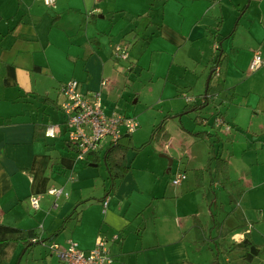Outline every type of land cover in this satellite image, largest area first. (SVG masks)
<instances>
[{
	"label": "crops",
	"instance_id": "obj_1",
	"mask_svg": "<svg viewBox=\"0 0 264 264\" xmlns=\"http://www.w3.org/2000/svg\"><path fill=\"white\" fill-rule=\"evenodd\" d=\"M118 44L128 47V59L112 56ZM255 53L264 58V0H55L52 5L0 0V223L36 229L44 237L59 230L45 243L71 239L82 249L93 247L99 236L116 235L109 243L111 264H214L219 241L231 234L225 254L236 264H264V64L249 71ZM213 65L219 74L212 75L211 84L222 79L223 90L209 101L214 103L211 120L196 117L203 126L196 131L213 133L218 115L229 126L228 131L216 128L224 140L221 148L229 152L224 158L219 149L221 173L204 172L201 185L196 187L194 179L188 191L203 188L208 172L213 189L219 179L237 181L239 187L234 184L233 192L229 186L228 194L231 203L240 201L241 212L227 208L226 219L216 214L219 226L207 227L199 211L166 209L169 199L190 192H157L155 183L146 190L132 167L109 190L98 171L89 169L98 166L95 155L74 160L66 144L60 154L58 137H44L48 123L62 121L59 86L69 79L78 80L83 92L112 95L122 87L118 74L141 76L145 70L157 102H176L168 109L170 117L205 101L204 77ZM202 139L209 144L217 137ZM203 167L183 171L188 176L191 169L193 176ZM91 180L103 195H90ZM52 188H62L67 196L48 194ZM31 196H40L36 209ZM77 202L78 214L64 222ZM195 219L206 231L203 240L196 239ZM242 239L251 243L249 249L255 247V255L233 249Z\"/></svg>",
	"mask_w": 264,
	"mask_h": 264
},
{
	"label": "rangeland",
	"instance_id": "obj_2",
	"mask_svg": "<svg viewBox=\"0 0 264 264\" xmlns=\"http://www.w3.org/2000/svg\"><path fill=\"white\" fill-rule=\"evenodd\" d=\"M144 71L142 70L141 76L133 72L131 74L129 71L125 74H118L120 85L124 91L122 93V87L117 88L112 95H107V90L103 91V94L100 95L103 110L105 113L111 114L113 108H115V112L125 113L127 116H134L138 121V127L132 133V141L127 152V160L132 167L131 172L138 178V184L142 182L146 190H148L155 183L157 192L158 190H165L166 194L168 193L170 195L176 189L190 192L188 190L192 188L194 181L191 169L187 172V179L180 185H173L172 180L176 172L179 170L183 171V168H186V166L200 167L204 164L206 165L208 142L196 134L198 133L196 130L202 129L203 126H199L200 124H197L195 119L197 116L202 115L211 120L212 115L210 114L214 109V103L210 102L198 109L192 111L187 110L188 112L185 111L184 114L179 115L176 113V116L171 115L165 118L168 115V109L171 105L174 108L177 104L175 101L159 104L157 102L158 93L154 91L151 94L148 90L149 74ZM209 74L210 72L207 69L206 76L204 77L205 82ZM193 92L195 93L196 91ZM64 139V136H59L55 141L56 148L63 155V151L66 148ZM223 143L224 141H220V150L222 149ZM228 152L222 149L221 154L224 158H227ZM263 158L264 156L260 160V163H262ZM169 160L172 161L171 165H169ZM78 165L83 166L82 163H78ZM97 165V168L89 169L98 171V179L104 182L107 188L109 182L108 179L106 180L107 173L103 161L101 160ZM214 165L215 163L213 162L209 170V172H212L211 176L215 173ZM252 168L254 169V166ZM250 169L247 168V171ZM208 173V181L205 180L203 188L195 192L183 194L178 199H169L171 202H169L170 204L166 202L165 208H178L179 211H199L203 215L205 223L207 224L206 226H209L211 229L214 223L217 226L220 224L219 219H214L216 218V214L226 219L223 214H226L227 208L229 210L232 208L238 211V213L241 212V209L239 206H236L240 201L236 200L234 203H231L229 199L231 196L228 194V189L231 185L232 191H235L234 184L237 185V181L230 180L232 183H228L227 180L223 181L219 179L216 188L213 189L209 183L210 178ZM92 182L93 180L88 182L90 195H103V189L100 188V185L94 186ZM237 187L239 186L237 185ZM147 211L150 210L148 209ZM210 212L213 213V218ZM228 226L229 223L227 222L226 228ZM62 233L66 235L67 231H62ZM231 236L229 234L227 238H222L219 241V263L221 264H236L235 262H237L235 257L225 254L230 251V245L228 244ZM48 246V243H39L23 252V246L19 243L9 256L8 264H49V259L51 258L49 256ZM211 248H214V245ZM226 257L229 259L226 260ZM204 264L208 263L204 262ZM238 264L244 263L240 262Z\"/></svg>",
	"mask_w": 264,
	"mask_h": 264
},
{
	"label": "built area",
	"instance_id": "obj_3",
	"mask_svg": "<svg viewBox=\"0 0 264 264\" xmlns=\"http://www.w3.org/2000/svg\"><path fill=\"white\" fill-rule=\"evenodd\" d=\"M47 5H52L55 0H42ZM112 56L116 59H128V47L115 45ZM264 64V58L255 53L250 60L248 69L256 71ZM214 73L219 74V67H215ZM106 81L103 80L102 84ZM99 91H86L80 89V83L76 79H69L59 86L58 108L62 115L59 123H48L44 128L45 138H57L65 135V144L71 149L74 160L85 161L93 154H99L103 148L115 146L123 135L132 134L138 127V121L134 116H127L113 111L105 113L100 101ZM206 96V95H205ZM204 101V96H203ZM188 102H195L194 98H187ZM214 124L229 130V126L218 115L214 117ZM187 175L184 171H177L172 184L180 185ZM48 194L58 197L67 196L62 188L49 189ZM40 196L29 197V203L33 209L38 208ZM107 202L103 201V207ZM117 239L116 235L110 238L99 236L93 247L82 249L77 243L68 240L65 244L55 242L48 243L50 264H111L112 256L109 243ZM35 241V239H31Z\"/></svg>",
	"mask_w": 264,
	"mask_h": 264
},
{
	"label": "trees",
	"instance_id": "obj_4",
	"mask_svg": "<svg viewBox=\"0 0 264 264\" xmlns=\"http://www.w3.org/2000/svg\"><path fill=\"white\" fill-rule=\"evenodd\" d=\"M212 68H214L215 70V65H213ZM214 70L210 76V80L208 82L206 92L204 93V95H206L205 101L202 104H200V106L198 107L205 106L206 104H208L210 99H212L213 93H219L223 90L224 81L222 79L221 80L218 79L216 80L214 84H211V77L212 75L215 76ZM198 107L195 106L196 109ZM167 117L168 115L165 116V118ZM199 123L203 124V122L201 121ZM217 127L218 126H216V128ZM216 128H215V131H213V133L211 132L209 133L205 131L196 133L200 138H205L206 136L208 138L215 137V136L217 137V139H213L208 144L209 156L207 158L205 167L200 168V169H194L192 171L195 182H196L195 184L196 187H199L201 185L202 178L204 175L203 173L206 171H209V169L211 168V163L213 162L215 163L214 165L215 172L217 173L222 172L224 160L219 155V145L221 146L220 141H224V140L220 138L218 133H216L217 131ZM160 129H161V126H160ZM130 143H131V136L125 135L119 140V142L115 146H112L111 148H109L108 151L104 153L102 157H100L98 153L93 154L95 155L94 156L95 158L92 161H97V162H100L101 160L103 161V164L107 171L108 179L110 182L108 186L109 190L114 189L116 182L119 181L121 178H123L131 169V166L127 162V152L129 150ZM86 164H88V161H86ZM79 204L80 202L75 203V205L73 206V209L71 210V213L65 217L64 222L72 218L73 215L78 214L77 207ZM194 231H195L197 240L205 239L206 231L204 230L201 222L197 219H195L194 221ZM58 232L59 230L53 232L47 237L46 236L44 237L42 236V233L40 231H37L36 229H21V228L4 225L0 223V264H8L9 256L12 254L13 250L19 243L22 244L23 252H25L32 246H35L41 242L51 240L52 237L58 234ZM31 239H35V241H31ZM250 244L251 243L248 242L247 239H242V241H240L237 244H234L232 247L233 249H238V250L245 249L244 250L245 256L251 257V254L249 253ZM217 259H218L217 254L214 253V257H213L214 264H221L218 262Z\"/></svg>",
	"mask_w": 264,
	"mask_h": 264
},
{
	"label": "water",
	"instance_id": "obj_5",
	"mask_svg": "<svg viewBox=\"0 0 264 264\" xmlns=\"http://www.w3.org/2000/svg\"><path fill=\"white\" fill-rule=\"evenodd\" d=\"M211 74H212V73L209 74V77H208V79H207V84H206V87H205V91H204V93L206 92V88H207L208 82H209V80H210V76H211ZM171 163H172V161L169 160V165H171ZM250 253L253 254V255L256 254V250H255V247H254V246H251V247H250Z\"/></svg>",
	"mask_w": 264,
	"mask_h": 264
}]
</instances>
